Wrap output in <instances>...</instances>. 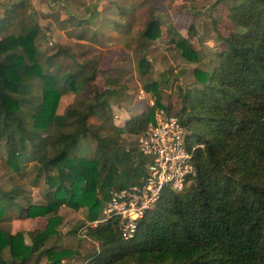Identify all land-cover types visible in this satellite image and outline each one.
Masks as SVG:
<instances>
[{"label":"trees","instance_id":"16d2710c","mask_svg":"<svg viewBox=\"0 0 264 264\" xmlns=\"http://www.w3.org/2000/svg\"><path fill=\"white\" fill-rule=\"evenodd\" d=\"M216 3L224 4L232 27L228 34L218 30L222 51L210 58L193 47L190 36L178 33L167 41L186 61L210 63L209 70H194L198 87L179 88L177 114L189 136H196L190 145L196 146V176L183 192L167 191L131 241L122 238L114 218L88 228L86 236L101 249L87 264H264V0ZM10 5L0 21V148L14 174L22 175L23 162L33 159V184L44 181L47 192L46 204H32L24 187L0 185V264H7L6 250L16 264H27L34 254L36 263L45 257L50 264H63L74 252L48 246L59 236L60 210L86 209L88 222L99 220L112 191L142 182L148 160L139 152L138 139L155 124L161 98L157 95L154 107L116 127L114 135L102 137L88 121L95 109H106L112 92L95 85V63L75 57L69 47L39 51L37 26L14 32L26 0ZM196 30L192 23L188 33L197 36ZM161 37V22L153 18L141 34V75L151 73L148 44ZM152 89L158 90L156 83L145 87ZM70 94L79 97L58 112ZM125 134L137 137L136 147L121 145L118 138ZM88 137L97 144L92 159L75 154ZM15 214L47 218V226L29 231L27 244L24 232L14 234L7 227Z\"/></svg>","mask_w":264,"mask_h":264},{"label":"rangeland","instance_id":"374dc122","mask_svg":"<svg viewBox=\"0 0 264 264\" xmlns=\"http://www.w3.org/2000/svg\"><path fill=\"white\" fill-rule=\"evenodd\" d=\"M61 2L53 4L49 0H26V9L19 16L20 20L15 23L17 26L14 32L20 34L24 30H22L23 25L25 31L37 26L39 36L36 44L39 51L52 53L57 47L64 46L69 47L77 58L92 59L99 69L95 85L101 90L110 88L112 92L107 98L106 109H95L94 115L88 121L90 127L99 129L102 137L114 135L116 127H123L129 119L143 115L151 107L145 100H138L140 91L145 90L147 85L157 84L156 92L153 89L145 90L147 97H152L156 101L157 95H160L161 108L173 115H178L181 109L179 88L187 90L198 87L195 83L194 70L198 68L209 70V60L202 64L186 61L181 57L180 51L167 44L171 36L176 33L184 37L190 36L193 47L212 58L215 53L225 48L219 41L218 30L225 34L232 30L227 9L224 4L217 5L216 0H64ZM10 4L11 0H0V21ZM71 15L82 20L83 26L79 30L86 29V37L89 39L92 32L87 30L104 34L101 38L96 37L92 41L91 39L81 41L76 38L70 40L64 33L61 23L63 18L67 19ZM90 15L95 21L91 25L86 19ZM104 18L116 19L125 24L131 31L127 38L124 39L120 35L118 39L112 38L110 34L114 30L108 26H101ZM153 18H158L161 22L162 37L148 44L147 56L151 64V73L144 76L138 70V61L141 58L140 45L143 46L141 34L146 24ZM192 23L196 26L197 36L188 33ZM63 63L69 64L68 60ZM91 92L93 89L88 91ZM78 97L73 94L67 95L62 99L58 112L62 113L66 106L73 104ZM118 139L124 147L137 146V137L125 134ZM195 140V135L187 139L188 143ZM96 146V142L91 137L86 140L81 139L75 154L92 159L96 157ZM6 159V151L0 148V185L9 189L13 182L17 183L28 190V199L32 204H46L47 185L41 180L37 185L33 184L36 176L35 161L25 160L23 162L25 169L22 170L23 174L19 175L9 169ZM22 202L29 203L23 200ZM87 213L86 209L79 212L69 208L60 210L64 221L58 228L59 236L53 237L48 246L71 249L74 252L71 257L64 260L63 264H87L91 256L100 252V244L86 236L90 228ZM13 218L7 227H11L14 234L24 232L27 244H31L28 232L45 229L48 221L47 218H27L18 214ZM75 230L78 234L76 236L72 234ZM36 257L35 254L32 255L27 264H50L45 257L36 263ZM2 258L7 264H16L9 250L3 253Z\"/></svg>","mask_w":264,"mask_h":264},{"label":"built area","instance_id":"2783aa9c","mask_svg":"<svg viewBox=\"0 0 264 264\" xmlns=\"http://www.w3.org/2000/svg\"><path fill=\"white\" fill-rule=\"evenodd\" d=\"M139 98L145 99L143 91ZM148 103L155 106L153 99H148ZM189 138L188 130L178 116L158 109L155 124H151L138 139L139 152L148 160L145 177L138 185L112 191L102 218L89 222V226L105 225L114 218L122 238L126 241L135 239L140 222L157 209L165 193L183 192L188 179L196 176V146H190Z\"/></svg>","mask_w":264,"mask_h":264},{"label":"crops","instance_id":"0c3cea01","mask_svg":"<svg viewBox=\"0 0 264 264\" xmlns=\"http://www.w3.org/2000/svg\"><path fill=\"white\" fill-rule=\"evenodd\" d=\"M86 19L90 25L95 22L94 19L92 18V15H90V17H87ZM62 20L63 21L61 23V26L64 29V33H66L67 38H69L70 40L76 38V39L81 40V41H87L86 39H88V41L91 39L90 41H92L96 37L101 38L102 37L101 35L104 34L103 32L98 33L95 31H90L91 30L90 29V30H87L90 33L92 32V35L90 36V39H89L88 37H86V33H85L86 29L82 30V31L79 30L81 28V26H83V24H81V22H82L81 19H79L77 17L75 18L74 16L71 15L67 19L63 18ZM101 26H108L114 30V31H112L113 33L110 34L112 36V38L118 39V37L120 35L122 38L125 39V38H127L128 33L131 32L130 29L125 24L118 22L116 19L104 18V19H102ZM98 42H100V41H98ZM105 90H111V89L107 88ZM142 91L144 92V95H145V99H143V100L146 101V104H149L148 99H152V97H147L148 95L145 92V90L140 91L138 98L141 95ZM138 100L142 101V100H140V98Z\"/></svg>","mask_w":264,"mask_h":264}]
</instances>
